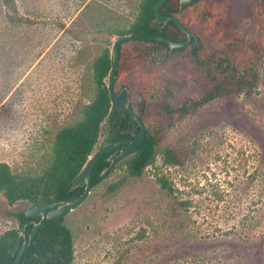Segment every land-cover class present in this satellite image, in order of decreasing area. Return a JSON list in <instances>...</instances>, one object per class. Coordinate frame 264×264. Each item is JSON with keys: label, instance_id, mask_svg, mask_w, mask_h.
<instances>
[{"label": "rangeland", "instance_id": "1", "mask_svg": "<svg viewBox=\"0 0 264 264\" xmlns=\"http://www.w3.org/2000/svg\"><path fill=\"white\" fill-rule=\"evenodd\" d=\"M141 1L0 0L1 162L27 175L48 167L57 133L94 98L93 63L106 46L112 55ZM263 6L228 0L224 22L199 30L209 40L205 53L221 29L257 47ZM172 55L163 65L153 58L164 67ZM167 58L157 54L160 62ZM175 58L169 71L176 88L185 75L200 74L178 98H200L209 84L205 69L189 51ZM256 59L251 92L218 97L179 120L161 118L156 163L140 177L118 167L65 217L74 264H264V51ZM162 176L174 192L162 188ZM28 206H11L0 193V236L19 227L12 214Z\"/></svg>", "mask_w": 264, "mask_h": 264}, {"label": "trees", "instance_id": "2", "mask_svg": "<svg viewBox=\"0 0 264 264\" xmlns=\"http://www.w3.org/2000/svg\"><path fill=\"white\" fill-rule=\"evenodd\" d=\"M161 2L162 0H142L136 20L128 30L119 31L118 35L120 37L135 34L156 35L176 42H186V34L173 21L164 26L162 32L155 28V12ZM225 2L228 3V0H221V3L215 6L193 7L195 23L207 30L209 29L206 26L212 23L215 27L211 30L217 29L220 25L216 26L217 21L210 19L214 13L218 16L225 14L227 9ZM161 12L175 17L186 14L180 10L179 0H168L161 8ZM182 24L188 29L193 28L186 20H182ZM260 38L261 43L253 48L244 39L222 33L221 43L215 45L218 48L217 52L209 53L205 59L201 57L198 59L200 63L198 65L205 69L202 77L208 79L209 84L204 94L197 99L188 97L179 99L178 92L186 85L196 83L200 79V74L199 78L195 79L185 75L176 88L169 71L171 66L177 64L175 57L187 52L188 47L176 49L170 62L160 67L153 58V49L157 50L158 56L167 55L169 51L167 43L132 40L120 44V63L115 89L119 91L125 85L131 90L133 107L139 111L140 107L144 106V113L140 116L146 126L147 136L142 147L119 161L105 175H102V172L110 165L107 159L121 147L99 159L93 172V188L106 180L118 167L125 169L129 176L140 177L149 166L156 163L158 145L163 132V127L159 124L161 118L179 120L196 113L202 106L218 97L234 98L242 93L251 92L257 86L256 58L260 50L264 51V33ZM199 51L206 54L204 49ZM206 63H209L208 67H205ZM112 66V55L106 46L93 63L95 82L93 100L82 107L79 120L59 130L55 137L51 162L42 173L37 175L17 173L9 164L0 161V193L9 205L26 202L28 205L42 206L79 197L84 188L71 190V187L95 153L101 138H104L102 147H105L132 137L130 116H125L123 110L117 108L111 100L106 80L111 76ZM140 95L143 97L141 101L137 99ZM123 98L126 99V94ZM152 108L154 109L151 112ZM140 131L139 129V133ZM171 162L170 156L165 157V163ZM158 182L169 192L175 191L164 176L159 177ZM12 215L19 227L9 229L0 236V264L13 263L16 258L13 251L23 228L25 235L29 237L34 228V221L40 220L27 217L25 210ZM65 217L45 220L34 241L27 245L20 264H74V238ZM262 245L264 246V239Z\"/></svg>", "mask_w": 264, "mask_h": 264}, {"label": "water", "instance_id": "3", "mask_svg": "<svg viewBox=\"0 0 264 264\" xmlns=\"http://www.w3.org/2000/svg\"><path fill=\"white\" fill-rule=\"evenodd\" d=\"M196 1L198 0H180V9L181 10L185 9L190 5H192L193 3H195ZM167 2L168 0H162V2L158 5L155 12V26L157 30L162 31L164 25L168 24L170 21L175 22L178 25V27L181 29V31L187 34L188 40L186 42H176L171 39H167L160 36L135 34V35L119 37L115 40L113 44V48H112L113 66L111 70L110 83H109L110 96L112 103L117 108L123 110L125 116L128 115L130 116L132 122V130H131L132 137L129 139L119 141L114 144L107 145L101 148L100 150H98L96 153H94L93 156H91L85 168L83 169L81 175L76 179V181L73 183L71 187V190L84 188L83 193L79 197L67 201H57L42 206L29 205L25 209V215L27 217L33 218L35 220L37 219L40 220L34 221V228L31 234L29 235V237L25 235L24 233L25 228H23V231L21 232L13 251V255L16 256V258L12 264H20L24 256L27 245L31 244L34 241L42 225L44 224L45 220H56L65 217L73 210H75L77 207H79L83 202L86 201V199L89 197L93 189V183H92L93 172L99 159H101L103 156L110 153L111 151L121 147L119 151H116L107 159L110 165L109 167L103 170L102 175H105L119 161L136 152L145 143L147 136L146 126L142 120V117L134 110L132 106L130 90L127 87L121 88L119 92H116L115 90V82H116L117 72L119 70V63H120L119 46L124 42L132 41V40L165 42L169 45L167 60H165L164 62L158 61L156 50H153V56L157 61L158 65L165 64L169 60L174 50L188 47L192 41L193 33L187 30L183 26V24L179 21V19H177L176 17L165 16L161 12V8ZM196 42L200 47L202 46L201 40L197 37H196ZM125 89L127 90L126 100L123 98ZM140 112L141 113L144 112V107L140 108ZM139 129L141 130L140 133H139Z\"/></svg>", "mask_w": 264, "mask_h": 264}, {"label": "flooded vegetation", "instance_id": "4", "mask_svg": "<svg viewBox=\"0 0 264 264\" xmlns=\"http://www.w3.org/2000/svg\"><path fill=\"white\" fill-rule=\"evenodd\" d=\"M221 3V0H198V1H196L195 3H193L192 5H190L189 7H187V8H185V9H180L181 11H183L184 13H186V14H179L176 18L177 19H179V21L182 23V20H186L187 22H188V24L189 25H191L193 28L192 29H188V28H186L184 25V27L187 29V30H189L190 32H192L193 33V38H192V41H191V43L189 44V46H188V48H189V53H190V60L192 61V63L195 65V66H197V67H200L198 64H200V63H198V59L201 57L202 59L204 58L205 59V57H206V55H209V53H215V52H217V50H218V48L216 47V46H214L213 47V51L212 52H209V53H206V54H204L203 52H200L199 50H203L204 49V47H206V44H208V42H209V40L206 38V36L204 35V34H200L199 33V30H205L206 32H207V29H205V28H200L199 26H198V23H195V17H194V12H193V7H198V6H215V5H219ZM225 6H226V10H225V14L223 15V16H218L216 13H214V15H213V17H211V19H210V21H214V20H216L217 22H216V26L218 25H221V23H223L224 22V19L223 18H225L226 16H227V13H228V3H226L225 2V4H224ZM179 8H180V0H179ZM165 16H167V15H165ZM175 17V16H174ZM175 23V22H174ZM176 24V23H175ZM154 25H155V20H154ZM167 25V24H166ZM166 25H164V26H166ZM177 25V24H176ZM163 26V27H164ZM178 26V25H177ZM197 26V27H196ZM209 30H211V29H213L215 26H212V23H210V24H208L207 26H206ZM155 28H156V26H155ZM157 29V28H156ZM159 31V30H158ZM163 31V30H162ZM162 31H160V32H162ZM211 32H212V30H211ZM184 33V32H183ZM222 33H224V32H220V35L219 36H217V37H214L212 40H214L213 41V43L216 45V43H221V38H222ZM185 34V33H184ZM225 34V33H224ZM153 36H156V35H153ZM186 36H187V34H186ZM161 37V36H160ZM196 37L197 38H199L200 40H201V43H202V46L200 47L199 45H198V43L196 42ZM165 38V37H164ZM168 39V38H167ZM187 40H188V36H187ZM186 40V41H187ZM187 48V47H186ZM183 49V48H182ZM153 50H156V49H153ZM175 51V50H174ZM173 51V52H174ZM205 51V50H204ZM169 52V51H168ZM172 52V53H173ZM156 53H157V50H156ZM206 62H208L207 60H206ZM209 66V63H206L205 64V67H208ZM123 87H126L125 85L123 86ZM122 87V88H123ZM116 90V89H115ZM121 90V89H120ZM119 90V91H120ZM119 91H117L116 90V92H119ZM124 94H126V98H127V90L125 89V91H124ZM123 94V95H124ZM130 96H131V94H130ZM126 100V99H125ZM131 103H132V99H131ZM133 106V105H132ZM134 108V107H133ZM134 110L140 115L141 114V112H140V110L138 111V110H136L135 108H134Z\"/></svg>", "mask_w": 264, "mask_h": 264}]
</instances>
